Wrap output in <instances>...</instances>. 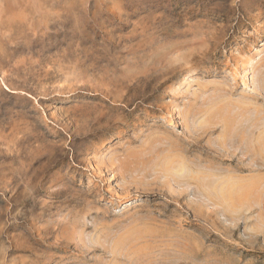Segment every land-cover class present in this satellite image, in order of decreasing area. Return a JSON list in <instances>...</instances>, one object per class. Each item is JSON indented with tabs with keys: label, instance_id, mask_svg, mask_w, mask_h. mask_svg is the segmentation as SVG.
<instances>
[{
	"label": "rangeland",
	"instance_id": "1",
	"mask_svg": "<svg viewBox=\"0 0 264 264\" xmlns=\"http://www.w3.org/2000/svg\"><path fill=\"white\" fill-rule=\"evenodd\" d=\"M0 264H264V0H0Z\"/></svg>",
	"mask_w": 264,
	"mask_h": 264
}]
</instances>
